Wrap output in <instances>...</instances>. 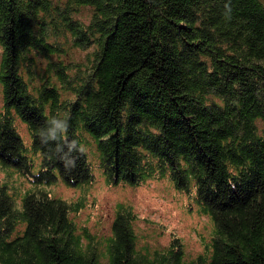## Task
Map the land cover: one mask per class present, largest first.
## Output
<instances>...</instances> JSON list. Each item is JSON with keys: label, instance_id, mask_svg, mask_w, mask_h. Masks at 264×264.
Instances as JSON below:
<instances>
[{"label": "trees", "instance_id": "obj_1", "mask_svg": "<svg viewBox=\"0 0 264 264\" xmlns=\"http://www.w3.org/2000/svg\"><path fill=\"white\" fill-rule=\"evenodd\" d=\"M60 37L85 64L60 58ZM0 46V170L32 184L17 197L0 179V264H264L263 0H0ZM84 135L106 183L167 176L191 194L212 221L203 251L186 258L177 236L138 250L122 202L101 239L78 228L83 202L44 186L94 181Z\"/></svg>", "mask_w": 264, "mask_h": 264}, {"label": "rangeland", "instance_id": "obj_2", "mask_svg": "<svg viewBox=\"0 0 264 264\" xmlns=\"http://www.w3.org/2000/svg\"><path fill=\"white\" fill-rule=\"evenodd\" d=\"M91 10L89 6H84L74 16L88 22ZM59 39L63 47L60 58L68 65L86 63L90 49L75 47L65 42L62 37ZM37 60L40 68H44L46 59L40 55ZM40 79L38 74L33 75V82L39 83ZM1 105L0 89V109ZM16 122L23 141L28 146L30 137L25 124L17 119ZM258 128L261 132L263 123H259ZM84 136L89 141L84 148L92 165L94 181L82 186L71 187L61 181L44 186L54 196L83 202L82 208L71 214L78 228L85 227L101 239V236L109 234L116 204L122 202L129 205L136 215L133 225L138 250L142 251L145 247L150 251L161 248L168 244L172 236H177L183 243L186 258H193L203 251L205 244L209 243L212 221L199 211V206L191 194L176 190L167 176L148 178L135 186L127 183H106L99 166L95 141L87 135ZM37 162L34 171L38 169ZM7 172L10 173L9 176H6ZM0 179L10 183L17 197L22 196L25 189L32 187L27 178L11 170H0Z\"/></svg>", "mask_w": 264, "mask_h": 264}, {"label": "clouds", "instance_id": "obj_3", "mask_svg": "<svg viewBox=\"0 0 264 264\" xmlns=\"http://www.w3.org/2000/svg\"><path fill=\"white\" fill-rule=\"evenodd\" d=\"M51 124L53 127L49 129V138L50 139H57L55 135V129L60 130V139L61 140H66L67 139V129L69 127L68 124V117L65 116L63 118H52L51 120L48 121V125ZM43 136V131L41 132V142L46 143L45 140L42 138ZM70 150L75 149L76 153L80 152L81 149L79 148L78 144L76 141H72L71 144L69 145ZM59 150V146H57L56 151ZM75 167V164L73 165V168Z\"/></svg>", "mask_w": 264, "mask_h": 264}]
</instances>
